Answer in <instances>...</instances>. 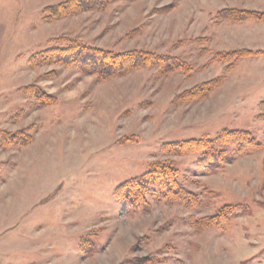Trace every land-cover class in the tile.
<instances>
[{
  "label": "rangeland",
  "instance_id": "1",
  "mask_svg": "<svg viewBox=\"0 0 264 264\" xmlns=\"http://www.w3.org/2000/svg\"><path fill=\"white\" fill-rule=\"evenodd\" d=\"M61 1L0 0V131L31 136L26 146L0 147V264H264V22L211 19L227 7L264 12V0H110L104 9L45 19L43 9ZM65 39L168 53L193 73L141 68L97 82L74 68L29 66L30 56ZM228 49L258 54L226 71L214 55ZM216 77L222 82L204 99L170 103ZM30 84L58 101L37 108L19 90ZM228 128L250 131L262 148L211 174L193 156L159 153L162 142ZM166 159L199 195L196 208L151 201L132 214L113 197L151 161ZM226 205L225 230L190 225L189 217ZM86 237L91 256L79 251Z\"/></svg>",
  "mask_w": 264,
  "mask_h": 264
},
{
  "label": "trees",
  "instance_id": "2",
  "mask_svg": "<svg viewBox=\"0 0 264 264\" xmlns=\"http://www.w3.org/2000/svg\"><path fill=\"white\" fill-rule=\"evenodd\" d=\"M110 0H64L46 6L42 14L45 19H60L84 11L104 9ZM169 7L159 9L165 12ZM211 19L215 23H243L247 21L264 22V12L244 8L227 7L216 11ZM60 40V39H57ZM258 54L250 49H228L214 55L216 63L225 64V70L242 58ZM31 67L41 65H60L74 68L85 76H93L97 82H106L112 78L123 77L141 68H155L159 75L168 76L180 73L190 76L193 73L191 64L168 53H156L150 50H111L99 48L75 39L66 40L62 46L44 48L28 58ZM54 74L53 72L49 75ZM48 75V74H47ZM222 78L216 77L183 90L176 94L171 104L180 107L198 102L218 88ZM23 95L32 98L35 106L44 108L55 104V95L46 93L41 87L30 84L19 89ZM259 119L264 123V99L259 102ZM31 136L24 130L16 132L0 131V147L26 146ZM262 148L260 141L248 130L239 128L223 129L214 135H203L180 140L162 142L159 153L166 156H193L196 167L203 174H211L234 159L253 154ZM181 169L172 159L154 160L138 176L126 179L118 185L113 197L122 202L124 208L132 214L148 211L151 201L166 204H181L189 209L198 206L199 195L182 184ZM231 207L218 209L216 214L201 218L189 217L190 225L196 230L217 227L225 230L230 222ZM83 256L94 252L93 242L84 238L79 244ZM145 258L138 259L140 263Z\"/></svg>",
  "mask_w": 264,
  "mask_h": 264
}]
</instances>
